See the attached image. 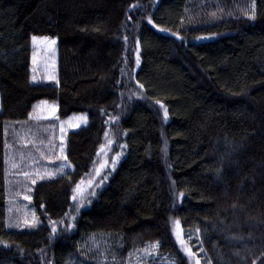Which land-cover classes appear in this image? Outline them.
Listing matches in <instances>:
<instances>
[{"label":"trees","instance_id":"trees-1","mask_svg":"<svg viewBox=\"0 0 264 264\" xmlns=\"http://www.w3.org/2000/svg\"><path fill=\"white\" fill-rule=\"evenodd\" d=\"M43 101L87 125L19 228L7 146ZM174 232L199 264H264V0H0V264H192Z\"/></svg>","mask_w":264,"mask_h":264},{"label":"rangeland","instance_id":"rangeland-1","mask_svg":"<svg viewBox=\"0 0 264 264\" xmlns=\"http://www.w3.org/2000/svg\"><path fill=\"white\" fill-rule=\"evenodd\" d=\"M32 38L33 55L31 62L33 82H56V39L36 37L37 39L34 41ZM52 41H55V43H52ZM53 107L56 109L54 103L45 101L37 103L33 107L30 116L34 122V126H29L25 129L14 128L13 137L15 141L7 146V166L8 173L11 176L10 180L12 184L19 185L18 188L10 187L11 191L8 193L9 217L11 222L15 223L14 226H20L19 228L35 221L32 212L29 210L31 201L29 193L33 190L35 183L49 179L70 169L69 164L65 160L64 152L67 133L87 125L85 114L72 115L66 120L57 122L55 125L53 122H56V110L53 112ZM114 158L115 156L112 157V160ZM118 158L116 157L113 161ZM113 161L111 162L113 163ZM105 162L109 163L110 161ZM101 174V168H96L89 178L79 184L76 189V191H79L78 194L91 191L95 186L100 185ZM181 246L192 264H199L198 257L188 251L184 242ZM142 256L145 259H157L158 257L151 248L145 250Z\"/></svg>","mask_w":264,"mask_h":264},{"label":"snow or ice","instance_id":"snow-or-ice-1","mask_svg":"<svg viewBox=\"0 0 264 264\" xmlns=\"http://www.w3.org/2000/svg\"><path fill=\"white\" fill-rule=\"evenodd\" d=\"M149 23H152V21H151V19H149ZM153 27H156V25L155 24H153ZM34 41L37 39L35 36L32 38ZM46 39V38H45ZM52 43H55V41H52ZM161 107H163V105H161ZM55 107H53V109H52V111L53 112H55ZM62 131H63V129H62ZM69 167H71V165H69ZM75 199V198H74ZM74 225L73 224H69L68 225V227L69 228H72ZM179 222L177 221V229H179ZM53 231H55V229L53 230ZM174 235H177V240H178V243H181V244H183V240H182V238H181V234L180 233H177V232H174ZM151 247H153V248H158L159 247V244H154V245H152ZM188 251L190 252V249H188Z\"/></svg>","mask_w":264,"mask_h":264}]
</instances>
